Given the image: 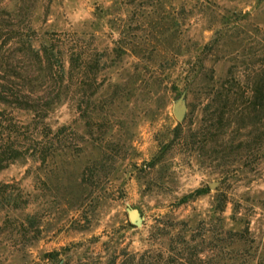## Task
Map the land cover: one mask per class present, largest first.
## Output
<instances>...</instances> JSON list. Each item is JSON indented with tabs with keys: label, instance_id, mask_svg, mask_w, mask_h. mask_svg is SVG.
<instances>
[{
	"label": "rangeland",
	"instance_id": "rangeland-1",
	"mask_svg": "<svg viewBox=\"0 0 264 264\" xmlns=\"http://www.w3.org/2000/svg\"><path fill=\"white\" fill-rule=\"evenodd\" d=\"M17 1L0 0V13ZM31 8L46 42L75 38L98 65L84 85L68 76L51 116L68 123V156L49 178L35 157L0 171V264H121L160 251L163 264H264V0Z\"/></svg>",
	"mask_w": 264,
	"mask_h": 264
},
{
	"label": "trees",
	"instance_id": "trees-1",
	"mask_svg": "<svg viewBox=\"0 0 264 264\" xmlns=\"http://www.w3.org/2000/svg\"><path fill=\"white\" fill-rule=\"evenodd\" d=\"M35 1L18 0L8 13H0V171L35 157L49 178L55 169L54 159L68 156V123L55 128L51 116L68 100V76L84 85L98 61L88 60L75 38L69 48L62 34L55 33L46 42V33L33 25L31 7ZM89 99L83 91L79 105ZM55 255L52 252L44 259ZM163 261L160 251L154 256L129 255L121 264Z\"/></svg>",
	"mask_w": 264,
	"mask_h": 264
},
{
	"label": "water",
	"instance_id": "water-1",
	"mask_svg": "<svg viewBox=\"0 0 264 264\" xmlns=\"http://www.w3.org/2000/svg\"><path fill=\"white\" fill-rule=\"evenodd\" d=\"M174 113H175V116L177 117V119L179 121H182L184 119L185 114H186V104H185V102L182 99L178 100L175 103V105H174ZM129 216H130L131 221L136 226H140L142 224L143 218H142V215H141V213L139 212L138 209H136V208L130 209Z\"/></svg>",
	"mask_w": 264,
	"mask_h": 264
}]
</instances>
